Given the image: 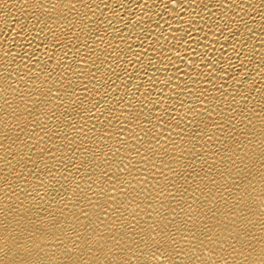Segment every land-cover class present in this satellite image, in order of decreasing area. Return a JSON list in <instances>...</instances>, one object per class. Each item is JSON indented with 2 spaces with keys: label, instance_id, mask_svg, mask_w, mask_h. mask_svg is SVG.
<instances>
[{
  "label": "bare ground",
  "instance_id": "bare-ground-1",
  "mask_svg": "<svg viewBox=\"0 0 264 264\" xmlns=\"http://www.w3.org/2000/svg\"><path fill=\"white\" fill-rule=\"evenodd\" d=\"M206 252L264 264V0H0V264Z\"/></svg>",
  "mask_w": 264,
  "mask_h": 264
},
{
  "label": "clouds",
  "instance_id": "clouds-1",
  "mask_svg": "<svg viewBox=\"0 0 264 264\" xmlns=\"http://www.w3.org/2000/svg\"><path fill=\"white\" fill-rule=\"evenodd\" d=\"M149 235H151V233H149ZM158 235H159V233H157V236ZM152 238L155 239L156 237L153 236ZM37 247H38V245H37ZM162 255H163V253H161V255H159V256H156L155 257V260L160 261L161 258H162ZM205 257L207 258V262H212V255H211V253L206 252L205 253ZM109 259H113V258L112 257H109ZM207 262H206V264H207ZM133 264H134V262H133ZM212 264H214V262H212Z\"/></svg>",
  "mask_w": 264,
  "mask_h": 264
}]
</instances>
